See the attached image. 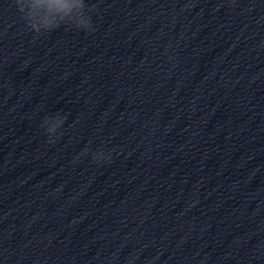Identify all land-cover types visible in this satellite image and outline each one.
Listing matches in <instances>:
<instances>
[{
  "label": "water",
  "instance_id": "water-1",
  "mask_svg": "<svg viewBox=\"0 0 264 264\" xmlns=\"http://www.w3.org/2000/svg\"><path fill=\"white\" fill-rule=\"evenodd\" d=\"M88 2L0 0V264H264V0Z\"/></svg>",
  "mask_w": 264,
  "mask_h": 264
},
{
  "label": "clouds",
  "instance_id": "clouds-1",
  "mask_svg": "<svg viewBox=\"0 0 264 264\" xmlns=\"http://www.w3.org/2000/svg\"><path fill=\"white\" fill-rule=\"evenodd\" d=\"M15 4L27 27L37 35L62 26L89 33L95 31L91 13L96 6L88 0H15ZM83 153L88 152L83 150ZM111 158L110 151L102 157L92 154V159L98 163Z\"/></svg>",
  "mask_w": 264,
  "mask_h": 264
}]
</instances>
